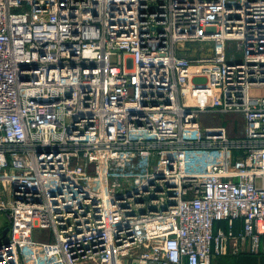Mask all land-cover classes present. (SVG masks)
I'll use <instances>...</instances> for the list:
<instances>
[{"label": "built area", "instance_id": "2783aa9c", "mask_svg": "<svg viewBox=\"0 0 264 264\" xmlns=\"http://www.w3.org/2000/svg\"><path fill=\"white\" fill-rule=\"evenodd\" d=\"M0 213V264L264 253V0H0Z\"/></svg>", "mask_w": 264, "mask_h": 264}, {"label": "rangeland", "instance_id": "374dc122", "mask_svg": "<svg viewBox=\"0 0 264 264\" xmlns=\"http://www.w3.org/2000/svg\"><path fill=\"white\" fill-rule=\"evenodd\" d=\"M189 49H192L194 43L188 45ZM229 51L234 52L241 58V54L237 49L236 45H233ZM204 124H222L227 126L229 134L231 136H240L244 130V118L239 112L227 113V114H204L202 117ZM8 225V219L3 214L0 213V233ZM46 230V229H45Z\"/></svg>", "mask_w": 264, "mask_h": 264}, {"label": "crops", "instance_id": "0c3cea01", "mask_svg": "<svg viewBox=\"0 0 264 264\" xmlns=\"http://www.w3.org/2000/svg\"><path fill=\"white\" fill-rule=\"evenodd\" d=\"M217 226L227 227L228 224L226 221H219ZM212 264H264V253L241 252L223 254L214 257Z\"/></svg>", "mask_w": 264, "mask_h": 264}, {"label": "water", "instance_id": "95a60500", "mask_svg": "<svg viewBox=\"0 0 264 264\" xmlns=\"http://www.w3.org/2000/svg\"><path fill=\"white\" fill-rule=\"evenodd\" d=\"M8 231H9V227H5L4 230H3V234L7 235Z\"/></svg>", "mask_w": 264, "mask_h": 264}]
</instances>
